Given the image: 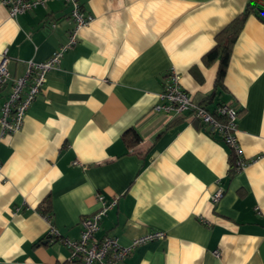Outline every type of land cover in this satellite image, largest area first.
<instances>
[{"label":"crops","instance_id":"1","mask_svg":"<svg viewBox=\"0 0 264 264\" xmlns=\"http://www.w3.org/2000/svg\"><path fill=\"white\" fill-rule=\"evenodd\" d=\"M80 3L93 20L45 73L22 127L2 135L0 124V264H74L62 240L49 238L46 216L77 238L98 194L117 202L96 237L126 245L165 233L122 264H264V0ZM248 3L218 87L219 60L204 56ZM72 27L62 0L13 17L0 0V58L10 75L50 57ZM172 70L208 110H237L243 169L230 175L229 146L188 112L154 110ZM9 91L10 82L0 87V115Z\"/></svg>","mask_w":264,"mask_h":264},{"label":"built area","instance_id":"2","mask_svg":"<svg viewBox=\"0 0 264 264\" xmlns=\"http://www.w3.org/2000/svg\"><path fill=\"white\" fill-rule=\"evenodd\" d=\"M47 1L3 0V4L7 6L10 16L13 17L37 6H44ZM62 1L70 6L73 27L69 33L68 41L59 46L50 57L44 61H28L25 73L18 77H12L7 69L8 57L2 53L0 58V87L10 82L7 99L1 106L0 124L2 135L14 133L22 127L27 109L44 83L45 73L58 65L63 52L76 43L80 28L88 25L93 20V15L83 9L80 0ZM179 78V74L174 70L168 74L167 82L160 94L162 103L156 104L154 110L176 113L188 112L192 119L200 122L213 135H218L219 139L229 146L236 158V171L243 169L248 161L243 159L235 135L237 110L230 103H221L214 111L208 110L180 86ZM221 194L222 190L217 189L212 194L211 201H217ZM97 199L100 201L99 208L80 220L81 229L77 238L62 236L57 227L46 216L49 223V238L51 240H62L69 249L68 260L71 263L122 264L124 258L136 246L164 237V231L152 230L134 237L126 245L121 244L115 236L96 237L95 232L99 227L101 217L117 202L116 198L107 200L100 194L97 195Z\"/></svg>","mask_w":264,"mask_h":264},{"label":"trees","instance_id":"3","mask_svg":"<svg viewBox=\"0 0 264 264\" xmlns=\"http://www.w3.org/2000/svg\"><path fill=\"white\" fill-rule=\"evenodd\" d=\"M252 12V5L248 3L245 8L240 12L232 21H230L224 28H222L219 33L215 36L214 46L205 54L204 58L208 61L219 60L218 69L216 73V86H222L223 77L226 72L228 59L232 49V45L239 34L247 16ZM258 16L264 19L263 15L258 14ZM132 130V129H130ZM129 131L124 133V136L128 134ZM133 140H138V135L132 131ZM235 156L234 153L230 150L229 153V173L232 175L235 172ZM45 206L42 207V210L45 212L49 210V204L46 200Z\"/></svg>","mask_w":264,"mask_h":264},{"label":"water","instance_id":"4","mask_svg":"<svg viewBox=\"0 0 264 264\" xmlns=\"http://www.w3.org/2000/svg\"><path fill=\"white\" fill-rule=\"evenodd\" d=\"M257 9H258L261 13H264V10H263V7H262V6L258 5V6H257Z\"/></svg>","mask_w":264,"mask_h":264}]
</instances>
